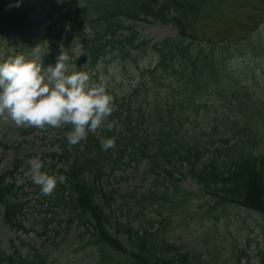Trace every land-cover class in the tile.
Here are the masks:
<instances>
[{
	"label": "trees",
	"instance_id": "1",
	"mask_svg": "<svg viewBox=\"0 0 264 264\" xmlns=\"http://www.w3.org/2000/svg\"><path fill=\"white\" fill-rule=\"evenodd\" d=\"M36 1L17 0L21 4L14 7L11 0H0V47L6 35L21 42L42 35L45 22L33 17L40 9L41 16L64 20L90 68L107 57L123 66L129 62L138 83L119 94L106 88L116 104L111 132L98 130L69 148V126L41 131L65 132L54 174L66 181L57 185L39 222L42 244L12 241L5 251L0 238V264H69L61 256H69L73 246H78L73 264H211L174 240L177 220L188 219L187 206L176 197L194 195L189 213L243 209L264 217L260 36L254 29L233 40L195 36L210 20H228L234 4H225L233 0H38L35 8ZM151 21L172 26L178 36L142 40L139 24ZM148 53L152 61L143 67ZM98 136L115 137V147L103 151ZM140 168L142 194L118 195L108 186L117 170ZM17 188L0 176V224L8 232L27 230V207ZM54 224L64 229H51ZM61 231L65 239L79 232L74 245L62 242L63 253L47 239Z\"/></svg>",
	"mask_w": 264,
	"mask_h": 264
},
{
	"label": "rangeland",
	"instance_id": "2",
	"mask_svg": "<svg viewBox=\"0 0 264 264\" xmlns=\"http://www.w3.org/2000/svg\"><path fill=\"white\" fill-rule=\"evenodd\" d=\"M16 1L11 0L9 5L19 7L21 3ZM233 1L225 4V6L234 4L229 6L232 11L228 13V20H210L203 27L198 26L197 35L193 34V36L213 41L233 40L254 29L264 43V0ZM39 5L37 0L34 7L38 8ZM42 14V10L38 9L33 12V17H36L38 21L45 22L46 33L53 35L51 39L48 38L43 49L39 51L38 61L46 68L49 65L54 66L61 54L66 57L70 55L69 45H74V36L69 29L64 28V20H58L57 16L50 18L49 13L46 16H41ZM139 25L142 40L153 43L162 42L167 38H176L179 34L178 30L172 26L157 22L151 21ZM80 50L79 47L72 48L73 61L81 57ZM17 51V46H13L10 54ZM26 51L31 52V49ZM3 55L5 52L0 53V59ZM26 58L33 59L35 57L32 53ZM150 61V58H146L144 65L147 66ZM105 68V65L99 67V81L117 94L122 90L130 91V86L136 82L135 74L130 72L125 74L124 68L119 66V62L109 65L108 69ZM70 69L71 65L67 59L66 72L68 74ZM126 69L130 70L131 65L128 64ZM66 127L68 126H64L62 129ZM62 129L47 135L35 127H17L7 116L0 115V176L6 179L10 178L18 185L17 194L27 207L26 215L23 217L26 232H8L0 224V238L5 251L10 247L12 241H15L17 246L19 245L18 241L22 240L25 244H35L38 247L45 239L39 237L41 234V229L38 228L39 222L45 217L44 209L49 205L55 193L48 196L41 195L39 187L31 182L30 162L33 158L39 157L44 161V170L49 174H54L55 170L59 169L58 149L63 141V135H65ZM19 159L23 162H16ZM54 167L56 168L54 169ZM143 173L144 168L127 171L120 169L108 179L107 184L118 195L142 194L146 189ZM184 185L186 189L193 191L196 189L190 183ZM176 198L183 206H187L184 212L188 219L186 222L177 220L176 227L180 230H177L174 240L185 245L192 253L198 254L203 259H208L211 264H264V217L243 209L217 210L216 213L207 210L203 214L200 209L195 211L193 209L192 213H189V207L196 205L194 195H178ZM176 205L174 206L175 214H177L176 208H178ZM61 227L54 224L51 229L60 232L59 229H64ZM56 231L55 233H57ZM62 231L57 236L51 233L47 237L48 245H58L57 252L60 253H63L65 248L64 245L61 248L62 242L69 244L71 241L74 245L77 242L76 237L79 235V232L72 233L65 239ZM65 232L68 233V230ZM69 250L70 255L61 256V261L70 260L69 264L78 262L74 258L78 246L69 247Z\"/></svg>",
	"mask_w": 264,
	"mask_h": 264
},
{
	"label": "clouds",
	"instance_id": "3",
	"mask_svg": "<svg viewBox=\"0 0 264 264\" xmlns=\"http://www.w3.org/2000/svg\"><path fill=\"white\" fill-rule=\"evenodd\" d=\"M67 59L61 54L54 66L46 68L36 58L24 55L0 62V115L7 116L17 127L41 131L69 126L66 141L71 148L89 134H98V130L113 131L115 121L109 118L116 104L104 85L90 83L87 72L68 74ZM98 139L103 151L115 147V137ZM44 169L45 163L39 157L31 160V182L39 187L41 195L48 196L66 181V176L49 174Z\"/></svg>",
	"mask_w": 264,
	"mask_h": 264
},
{
	"label": "bare ground",
	"instance_id": "4",
	"mask_svg": "<svg viewBox=\"0 0 264 264\" xmlns=\"http://www.w3.org/2000/svg\"><path fill=\"white\" fill-rule=\"evenodd\" d=\"M42 36L45 38V37H47V36H49L47 33H46V31H45V29H43V31H42ZM59 36V35H58ZM19 44H21V43H19Z\"/></svg>",
	"mask_w": 264,
	"mask_h": 264
}]
</instances>
